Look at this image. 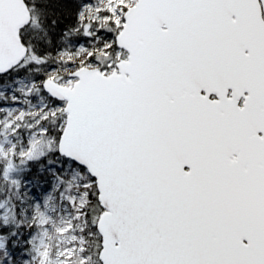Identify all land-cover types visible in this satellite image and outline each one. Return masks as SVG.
<instances>
[{
  "label": "snow or ice",
  "instance_id": "1",
  "mask_svg": "<svg viewBox=\"0 0 264 264\" xmlns=\"http://www.w3.org/2000/svg\"><path fill=\"white\" fill-rule=\"evenodd\" d=\"M0 264H264V0H0Z\"/></svg>",
  "mask_w": 264,
  "mask_h": 264
}]
</instances>
